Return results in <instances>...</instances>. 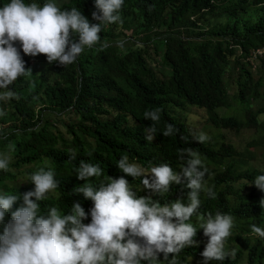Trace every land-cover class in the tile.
I'll return each instance as SVG.
<instances>
[{"label":"trees","instance_id":"1","mask_svg":"<svg viewBox=\"0 0 264 264\" xmlns=\"http://www.w3.org/2000/svg\"><path fill=\"white\" fill-rule=\"evenodd\" d=\"M60 1H66L62 10L75 7L90 23H98L92 17L94 11L98 12L95 0ZM8 2L0 0V7ZM25 2L44 4L43 0ZM249 6L259 7L254 23L240 17ZM216 9L222 12L215 14ZM118 14V22L102 26L97 45L86 48L76 62L64 67L58 62L49 63L43 54L24 55L20 42L15 43L30 72L10 86L18 99L0 100V110L7 112L0 119V152L7 153L10 159L8 171L0 170V184L5 194L21 196L11 211L22 204L23 193L34 188L33 184L19 186L14 182L45 166L54 170L59 187L40 202V214H46L53 206L68 214L72 204L79 202L89 213L83 223H90L93 202L77 192L78 188L91 183L98 190L99 184L109 177L121 176L130 185L142 184L145 177L133 179L119 170L116 163L123 156L148 170L166 163L179 172L187 160L186 154L181 159V151L191 149L207 167L204 181H212L209 188L216 196L210 198L206 194L201 200L198 214L190 220L198 228V245L184 248L174 257L175 264H192L191 258L201 256L208 237L196 220L217 212L233 216L237 232L228 240L237 241L236 249L230 250L225 244L226 252L234 254L222 262L212 260L208 264H243L244 260L246 264H255L264 258V246L260 249L258 241L245 251L246 246L241 243L247 238L245 234L251 232V225L264 222L260 204L264 191L257 188L243 195L231 186L220 185L243 177L254 180L264 172H237L232 158L240 153L232 144L216 148L206 141L198 143L199 135H193L169 107L204 108L216 127L254 129L260 137L252 143L264 147V122L259 119L264 106L257 112L249 110L242 118L220 117L216 113L217 109L230 106L224 76L231 59L244 60L264 49V0H124ZM129 31L130 36L126 34ZM73 39L78 41V36ZM137 40L144 47L138 46ZM158 58L168 72L164 80L158 78L152 67ZM262 84L253 86L251 77L245 79L241 99L261 97L258 87ZM155 109H161L160 120L156 122L157 134L149 142L144 129L153 122L144 119L143 114ZM62 115L72 118L63 123V129L59 119ZM168 124L178 131L164 137L162 132ZM9 144L14 146L12 151L7 148ZM72 154L75 159H70ZM82 160L99 164L102 175L78 179L76 170ZM190 191L186 184H172L170 191L161 196H137L150 197L163 205ZM233 193L236 197L231 196ZM3 227L0 224V234ZM172 260L171 254L167 261L160 255L162 264H171Z\"/></svg>","mask_w":264,"mask_h":264},{"label":"clouds","instance_id":"2","mask_svg":"<svg viewBox=\"0 0 264 264\" xmlns=\"http://www.w3.org/2000/svg\"><path fill=\"white\" fill-rule=\"evenodd\" d=\"M124 0H95L92 17L98 23H90L77 8L62 10L54 0H47L42 6L26 3L25 0H10L0 7V100L17 98L10 86L21 76L30 72L20 50L15 46L20 42L24 55L35 57L43 54L49 63L58 62L67 66L77 61L86 48L97 45L103 25L120 20L119 12ZM78 36V41L73 39ZM161 109L144 112V119L153 123L144 129L145 139L152 142L157 134L156 122L160 120ZM0 111V116L4 115ZM264 120V115L259 117ZM174 126L166 125L162 135H173ZM208 137L201 133L196 137L204 143ZM9 151L14 146L7 145ZM187 156L186 164L177 172L168 164L153 166L148 172L139 164L121 157L119 170L133 179L145 177L144 188L159 196L168 193L172 184H186L189 203L180 199L161 205L150 197L137 196L129 181L121 176L109 177L107 182L96 186L85 183L77 189L85 199L93 202L90 209V223H83L89 213L79 202L71 206L68 214H63L53 206L46 214H40V202L48 198L59 187L55 172L45 166L32 173L29 180L34 188L22 195V204L15 211L13 205L20 195L0 192V264H162L186 247L198 245L195 239L198 228L191 218L201 207L202 191L210 198L216 194L207 188L204 177L207 167L197 152L191 149L181 151V159ZM75 154L70 159H75ZM10 159L0 152V170L8 171ZM76 172L78 179L89 180L100 177L99 164L81 161ZM150 174V176H149ZM255 186L264 191V175L254 179ZM264 205V200L260 202ZM11 211V217L5 220ZM234 218L229 214L209 213L201 218L199 229L208 237L201 252L203 264L209 261H224L234 253L226 252L225 243L232 235ZM251 233L264 239V228L251 225Z\"/></svg>","mask_w":264,"mask_h":264},{"label":"rangeland","instance_id":"3","mask_svg":"<svg viewBox=\"0 0 264 264\" xmlns=\"http://www.w3.org/2000/svg\"><path fill=\"white\" fill-rule=\"evenodd\" d=\"M45 2H47V0H43V3ZM54 2L59 7L66 1L54 0ZM221 4L222 3H219L218 6H221ZM258 10L259 7L249 6L246 10H242L244 12V16L240 15V17L254 23L258 18L256 17L258 15ZM221 12V9H216L215 14H219ZM126 34L130 36L132 34V31L126 32ZM135 43L138 46L144 47L139 40H137ZM240 53L241 52L239 51V54ZM157 62L153 63L152 67L155 69L158 78L164 80L166 79V76H168V72L163 70L160 58L157 59ZM165 70H167V68H165ZM247 72H249L251 75L248 76L246 74ZM249 77H251V84H253V86L259 84L260 82L263 83L258 87V91L261 94V97L257 99H252L251 97V99L248 100L241 99L240 97L241 84L245 79H248ZM224 83L228 92L230 106L217 109L216 113L218 114V116H240L242 118L249 110L257 112L260 107L264 106V49L258 51L256 54H253L252 57L246 58L244 60L238 61L236 58H232L227 68V72L224 76ZM250 96H252V94ZM169 109L176 119L187 125L189 131L193 135L198 136L201 133L205 134L208 137V139L206 140L208 144L213 145L216 148H219L222 144H232L235 147L236 151L240 153L232 158L233 162H235L234 167L237 172H244L253 169L264 172V147L254 145L252 143L255 139L260 137V134L254 129H243L241 131H235L216 127L210 120L209 112L204 108L190 105H186L184 107H176L172 105L169 107ZM3 112L5 113L4 115L7 114L6 111ZM4 115L0 116V119ZM262 115H260L259 117H261ZM59 119L60 121H62L60 127L61 129H63V123L70 121L72 118L69 115H62L61 117H59ZM261 121L264 122V120ZM35 166L36 165H31V168ZM144 169L145 172L149 171L146 168ZM14 170L17 171V169ZM28 180V176L21 175L14 183L19 186H31L32 183ZM205 184L206 187L209 188L212 184V181H206ZM226 186H231L234 191H238L243 195L249 194L254 189H257L254 184V180H251L247 177H243L241 179H237L220 185V187L222 188ZM130 187L133 188L132 190L136 192V195L154 193L151 190L144 188L142 184H133L130 185ZM0 192L4 193L2 184H0ZM205 195L206 191H202L200 200H203ZM231 196L236 197L234 193L231 194ZM262 197L264 200V194ZM180 200L182 203L187 205L189 203L188 194H185ZM262 207L264 209V205H262ZM196 221L198 225H200L201 219H197ZM259 227L264 228V222ZM236 232L237 229L234 226L232 229V235L230 237L234 236ZM245 235H247V238L244 242L241 243L243 247L246 246L245 251H247V248L250 245L258 241L260 249L264 246V239L256 237L251 232ZM207 241L208 239L204 240V247L207 244ZM236 243L237 241H230L227 239L225 244L227 245V247H229L230 250H234L236 249ZM190 260L192 264H203L202 256L191 258ZM243 264H246V260H244ZM255 264H264V258L256 262Z\"/></svg>","mask_w":264,"mask_h":264}]
</instances>
